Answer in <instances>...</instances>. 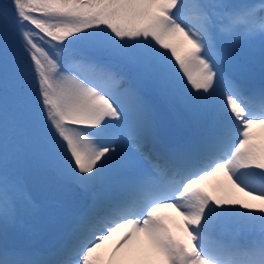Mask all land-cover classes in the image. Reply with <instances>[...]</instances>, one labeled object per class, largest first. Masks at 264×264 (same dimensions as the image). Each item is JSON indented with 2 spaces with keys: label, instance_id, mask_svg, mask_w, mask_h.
<instances>
[{
  "label": "snow or ice",
  "instance_id": "1",
  "mask_svg": "<svg viewBox=\"0 0 264 264\" xmlns=\"http://www.w3.org/2000/svg\"><path fill=\"white\" fill-rule=\"evenodd\" d=\"M257 61L264 0H0V68L38 132L0 143V264H264ZM39 214L55 244L23 243Z\"/></svg>",
  "mask_w": 264,
  "mask_h": 264
},
{
  "label": "rangeland",
  "instance_id": "2",
  "mask_svg": "<svg viewBox=\"0 0 264 264\" xmlns=\"http://www.w3.org/2000/svg\"><path fill=\"white\" fill-rule=\"evenodd\" d=\"M6 69H7L6 67L0 68V75H3V78L1 79L3 83H1V84H5V85H8V86H11L14 90H16L15 82H14L13 75H12V70L8 71V69L7 70ZM2 71H3V73H2ZM5 101L7 103H9V104L16 105L17 108L20 107V104H19V101H18V97H14V98L13 97L12 98L5 97ZM3 107H5L4 104H3ZM14 137L17 138V139H21L23 136L20 135V134L15 133ZM34 144L35 143H33L31 146H33ZM31 146H29V147H31ZM24 147H28V146H25V144H24ZM62 195L66 199H68L70 201V198H71L70 195H68V194H62ZM236 195H237L238 198H242V199L247 200L250 203H253V204H256V205H260L259 201H253L249 197H244L243 193H236ZM41 215L42 214H39V215H37V217L40 218ZM41 225H42L41 223L35 224V228L37 229L36 232H38L40 230Z\"/></svg>",
  "mask_w": 264,
  "mask_h": 264
},
{
  "label": "bare ground",
  "instance_id": "3",
  "mask_svg": "<svg viewBox=\"0 0 264 264\" xmlns=\"http://www.w3.org/2000/svg\"><path fill=\"white\" fill-rule=\"evenodd\" d=\"M33 190L38 191V193L41 192V193H43V195H47L46 192L42 191L41 188L35 184L33 185ZM63 191H66V192H69L70 194H72L73 203L79 198V192L74 190V189L68 188V189H64Z\"/></svg>",
  "mask_w": 264,
  "mask_h": 264
}]
</instances>
